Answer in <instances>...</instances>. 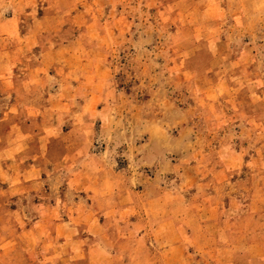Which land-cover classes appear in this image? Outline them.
<instances>
[{"label": "rangeland", "instance_id": "374dc122", "mask_svg": "<svg viewBox=\"0 0 264 264\" xmlns=\"http://www.w3.org/2000/svg\"><path fill=\"white\" fill-rule=\"evenodd\" d=\"M70 20L84 42H60L58 28L45 32ZM34 27L38 41L28 35ZM48 34L58 41L47 43ZM50 46L63 66L79 67V84L92 82L96 89L81 87L77 99L92 93L95 105L71 106L74 93L56 83L54 105L39 116L50 134L44 165L0 170L4 205L27 210L0 230H34L30 264H264V0H0V52L16 56L14 76ZM3 109L0 100V119ZM85 153L103 154L118 176L110 182L135 185L143 206L169 192L173 220L156 213L146 230H133V216L110 226L100 213L90 218L95 166ZM198 181L222 199L220 246L195 225L170 230L168 223L181 226L179 202L197 195ZM56 203L59 213L39 217ZM228 230H236L233 244Z\"/></svg>", "mask_w": 264, "mask_h": 264}, {"label": "crops", "instance_id": "0c3cea01", "mask_svg": "<svg viewBox=\"0 0 264 264\" xmlns=\"http://www.w3.org/2000/svg\"><path fill=\"white\" fill-rule=\"evenodd\" d=\"M78 25L76 20L64 21L60 26H56V28H46L45 32H50L54 29L57 31L58 28V31L62 33L61 36L56 35L59 36L60 42H66L68 44L84 42L85 38L83 37L86 36L87 38L88 36L86 32L83 33L81 31ZM37 29V27H34L31 29L32 31L30 30L28 32L29 37H32L34 41H38L39 36L42 35ZM48 35L51 38L47 40V43L51 44L52 42L58 41L57 38H53L52 34ZM56 54L57 51L54 48L52 49L51 46L46 48L40 54L39 58H33L36 60L30 62V65H26L25 63L23 70H21L22 72L15 76L12 67L13 61L17 59L16 56L14 57L7 49L0 54L3 56L2 60L4 61L3 67H0V100L4 106V109L1 110L2 117L0 120L6 123V128L0 129V155H7L12 159V162L0 159V170L6 172H17V170L33 171L42 168L44 165L45 151L43 150V143L45 142L46 136L50 134L48 132L46 133L47 130L44 129L45 122L44 120H39V116H44L46 113L49 114L46 108L54 105L55 95L57 93L54 94L53 92L57 91L54 89L56 83H59L60 86L62 85L61 91H68L70 94L74 93L75 99L68 101L71 106L79 104L81 111L84 110L86 112L95 105L92 93H89L82 99L83 101H78L77 99V93L78 91H82V88L87 89L88 92L89 90L94 91L96 89L90 85L92 82H88L87 86L83 83L79 84V78L77 77L79 67H66V64L63 66L62 61L64 60L54 59ZM68 55L70 57L69 59H73L77 57V52H69ZM58 60L61 61L60 65H58ZM18 61L22 63L20 58H18ZM96 81L98 83L97 79L93 83L95 84ZM99 81L103 80L100 79ZM13 107L16 109L14 110ZM39 121H41V124ZM76 123V120H74V124ZM76 134L77 132L75 130L69 133L71 136ZM78 159V156L70 155L68 156L67 162L72 161L77 163ZM83 160L85 162L90 161L95 166L90 170L92 175L91 179L96 180L90 184H94L91 186L93 188L91 190L92 194H88L85 198L86 210H88L90 218L93 219L96 217V213H100L99 218L106 219V226H110V221H107L109 219L115 220L118 218L122 219L123 217L131 218L133 216L136 218L132 222L133 230H146L147 224L151 225L152 218L150 216L156 217V213H163L164 216L162 217H168V219L173 220V217L167 214V210H172L173 207L171 205L172 198L168 195L169 192H164L163 189H160L162 193L157 191V194L149 195L143 206L139 195L140 193L136 191L135 185L134 190L126 185L129 188L130 196L124 193L125 190L128 192L127 187L123 185L118 188L110 182L111 178L118 176L106 166L107 161L103 154L100 157L98 154L92 156L86 154ZM99 163L101 164L100 167L98 166ZM212 183L215 182L212 180ZM24 184H29V182ZM206 185L198 181L197 195L191 199H183L182 202H179L181 207V226L180 224H176L173 228L171 223L168 224L171 227L170 230H187L195 225L197 226V230L204 233V240L211 239L214 245L220 246V228L218 226L220 224L219 219L221 218L219 211L222 199L218 194L204 193L203 189ZM25 186L28 187V185ZM112 192L115 193L112 194ZM93 193H97L98 195ZM9 199V196L0 193V222L3 227L13 217L22 218L27 211L23 208H19L16 211L8 208L4 204H8ZM59 207L60 205L56 203L55 205H51V207L39 208V217L41 219H48L50 218V213L60 212ZM95 226L97 225H92L90 230ZM101 230L104 229L101 228ZM247 231L245 230L244 232L245 239L252 237L251 234L253 232L247 233ZM228 232L229 243L233 244V241L235 243L236 230H228ZM33 234L34 230H0V260L3 261L4 258L9 256L10 261L14 260L10 264H30L27 254H29L31 249L29 240Z\"/></svg>", "mask_w": 264, "mask_h": 264}]
</instances>
